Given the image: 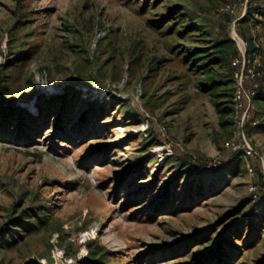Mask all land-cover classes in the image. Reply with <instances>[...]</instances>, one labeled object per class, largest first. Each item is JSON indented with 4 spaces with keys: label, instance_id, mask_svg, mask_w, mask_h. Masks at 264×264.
Listing matches in <instances>:
<instances>
[{
    "label": "rangeland",
    "instance_id": "374dc122",
    "mask_svg": "<svg viewBox=\"0 0 264 264\" xmlns=\"http://www.w3.org/2000/svg\"><path fill=\"white\" fill-rule=\"evenodd\" d=\"M233 28L264 88V0H0V264H264Z\"/></svg>",
    "mask_w": 264,
    "mask_h": 264
},
{
    "label": "built area",
    "instance_id": "2783aa9c",
    "mask_svg": "<svg viewBox=\"0 0 264 264\" xmlns=\"http://www.w3.org/2000/svg\"><path fill=\"white\" fill-rule=\"evenodd\" d=\"M237 9V4H226L219 11L221 13H228L236 12ZM231 35L239 50L237 57L232 61L233 76L236 83L234 93L236 108L234 122L236 129L233 138L226 142V147L234 153H242L254 157L258 155V152L256 151L252 137L246 132V125L249 121L254 125L258 124L256 120L253 121L252 111L255 96L262 88V72L259 67L261 63L257 57L249 55V44L241 37L236 28L232 29ZM249 170L254 174L253 167H250ZM254 196L257 198V193Z\"/></svg>",
    "mask_w": 264,
    "mask_h": 264
},
{
    "label": "trees",
    "instance_id": "16d2710c",
    "mask_svg": "<svg viewBox=\"0 0 264 264\" xmlns=\"http://www.w3.org/2000/svg\"><path fill=\"white\" fill-rule=\"evenodd\" d=\"M251 52H253V50H249V52L248 53H250L251 54ZM234 59V58H233ZM232 63V62H231ZM232 73H233V71H232ZM255 99H263L264 100V88H261V90L256 94V96H255ZM235 155L237 156L238 154L237 153H235ZM256 171H257V169H256ZM203 256V255H202ZM202 262V259H199V263H201ZM198 263V264H199Z\"/></svg>",
    "mask_w": 264,
    "mask_h": 264
}]
</instances>
